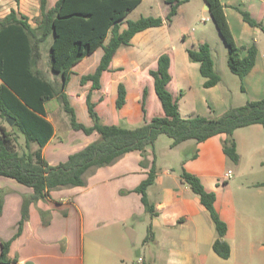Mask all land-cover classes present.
Here are the masks:
<instances>
[{"label": "crops", "instance_id": "0c3cea01", "mask_svg": "<svg viewBox=\"0 0 264 264\" xmlns=\"http://www.w3.org/2000/svg\"><path fill=\"white\" fill-rule=\"evenodd\" d=\"M56 1L49 0V5L54 6ZM257 1L264 3V0ZM222 3L226 5L223 1ZM12 9L16 10L18 18L26 16L32 26H37L34 20L40 16V0H0L1 18L8 15ZM225 13L227 16L226 7ZM177 14L173 18H176ZM165 24L135 34L130 44L119 47L111 61L110 69L103 72L101 87L93 90L92 100L96 102V111L105 123L133 127L144 116L141 101L145 88L149 91L146 101L147 118L164 114L150 70L158 67V58L165 52L171 57L172 80L168 88L174 97L179 99L183 116L217 117L231 106L223 96L218 97L221 99L220 106L215 105L212 108L208 104L212 89H218L219 94V83L205 87L200 63L189 58L187 49L196 48L205 41H199L198 45L194 41L191 44L186 41L185 51L188 58L181 61L179 76L174 70L177 67L176 60L168 48L150 57L151 61L138 60L141 56L138 47L141 41H147V31L163 27ZM253 33L257 36L261 29L255 27ZM51 42L52 37L47 48H42V57H49ZM144 45L146 47L148 43ZM257 48L256 63L243 79L246 85L253 82L257 84L255 92L247 89L248 97L243 99L242 103H232L235 106L264 97V54H261L259 46ZM100 50L98 63L89 64L94 65L93 72L104 54L103 47H98L85 57H90ZM149 54L151 52L147 50L146 55ZM245 54L246 52H243V55ZM212 57L214 59L213 52ZM85 58L73 67L66 88L79 121L78 105L84 109L85 103L87 105L86 95L91 88L90 82L81 84V77L92 73L88 67L82 68ZM131 72L138 78L136 82L133 79L127 80ZM73 75L78 76V82H73ZM49 80L57 82L54 76ZM120 83H124L127 94L126 103L119 109L116 100ZM57 84L60 85L58 82ZM135 103H138L140 110ZM45 108L47 117L54 126V135L43 148V156L50 165L65 161L71 153L99 139L98 132L88 135L73 129L71 124L55 121L64 114L58 97L47 101ZM81 122L87 126L93 124L92 118L91 122ZM250 126L261 127V124ZM225 138L226 134H219L200 143L187 140L174 146L181 148L179 170L165 154L157 152L155 144L148 146L150 164L155 157L158 169L155 183L147 189L149 200L156 206L157 214L154 216L146 212L141 194L134 190L148 177L150 171L149 166L141 165L143 156L140 150L129 151L110 165L88 171L84 175V185L51 190L46 198L30 203L27 218L19 235L11 243L8 257L14 260V264H25L27 261L34 264H133L135 249L127 230L132 227L135 237L138 238L139 227L145 226L141 237L143 250L141 248L138 264H264V161L251 155L249 172L246 175L242 172L247 179V191L240 198L233 196L225 201L218 193V159L224 161L227 156H223L225 154L222 142ZM171 143L169 146L172 149ZM256 144L258 150L259 141ZM261 147L264 149V141L261 142ZM186 151L187 153L183 154ZM196 152L197 157L192 158V154ZM183 169L199 176L207 190L217 193L216 208L228 225L225 239L231 246L230 257L223 258L214 251L213 243L218 237L215 223L199 195L183 181ZM237 169L239 171L240 167ZM225 174L221 176L225 178ZM0 192L4 198V208L0 215L1 257L2 241L10 240L19 230L25 197L34 191L32 187L13 177L0 175ZM149 226L152 228L153 237L145 241ZM87 241L91 245L89 256Z\"/></svg>", "mask_w": 264, "mask_h": 264}, {"label": "trees", "instance_id": "16d2710c", "mask_svg": "<svg viewBox=\"0 0 264 264\" xmlns=\"http://www.w3.org/2000/svg\"><path fill=\"white\" fill-rule=\"evenodd\" d=\"M143 0H57L54 6L49 0H40V16L35 18L37 26H32L28 17L18 18L16 10L4 18L0 17V120H14L10 130L0 124V175L15 178L20 183L32 187L33 193L26 196L23 204L19 230L8 241H2L0 261L12 263L8 251L12 241L19 235L22 224L28 215L31 202L46 198L53 189L81 186L88 171L110 165L125 153L140 150L142 166H149L148 177L134 190L142 196L146 212L154 216L156 206L149 200L147 189L155 183L158 173L156 158L151 164L148 159V146H153L159 135L166 134L172 139L171 146L187 140L203 142L215 135L226 134L223 151L233 161H239L234 133L238 128L261 124L264 126V97L247 101L245 104L230 106L217 117L202 115H182L179 99L168 88L172 80L171 57L162 53L158 67L150 70L154 78L156 94L161 101L164 114L147 118L146 101L148 88L143 91V122L133 127L121 124H107L96 111L92 100L93 90L101 87V76L110 69L111 61L122 45L130 44L135 34L151 27L162 26L166 21L162 16H142L137 20L124 18ZM187 0H167L170 10L166 20L171 23L178 8ZM210 6L209 14L228 48V65L233 73L243 79L254 67L258 48L256 43L238 45L231 30L221 0H204ZM243 18L250 25L264 31V24L252 18L246 11ZM111 34V35H110ZM52 37L49 51L50 69L61 77L60 85L47 79L38 64L42 58V44ZM109 38V41H105ZM103 47L104 54L94 72L81 77V84L91 83L87 92L88 112L93 120L91 126L79 121L66 88L73 73V67L83 58ZM189 58L200 63L201 74L205 77L204 86L212 87L221 81L215 70L211 47L207 42L196 48L187 49ZM243 52H246L243 55ZM242 89L243 86H242ZM127 89L119 84L117 108L126 103ZM182 94V93H181ZM58 97L64 110L70 115L73 129L85 134L98 132L99 139L71 153L65 161L50 165L43 156V148L54 135V126L47 117L45 103ZM20 131L25 138L20 149L16 148ZM198 152L192 154L196 158ZM181 177L199 195L202 204L209 211L215 223L218 237L213 243L214 251L223 258L231 255V246L225 239L228 231L226 221L220 216L215 202V191L207 190L199 176L183 169ZM4 208V198L0 192V215ZM151 226L145 241L151 240Z\"/></svg>", "mask_w": 264, "mask_h": 264}, {"label": "rangeland", "instance_id": "374dc122", "mask_svg": "<svg viewBox=\"0 0 264 264\" xmlns=\"http://www.w3.org/2000/svg\"><path fill=\"white\" fill-rule=\"evenodd\" d=\"M226 3L225 7L227 10L228 20L230 22V27L233 32V35L236 39L238 45H250L251 43L257 44L259 46L261 54H264V31L261 30V33L257 36H254L253 30L254 26L250 25L243 18V11H246L250 14V16L256 19L258 22H262L264 24V3H259L257 0H222ZM170 10V4L167 0H143L136 8L131 10L128 15L124 18V22L127 20H137L142 16H162L165 19V25L160 28H152L147 31L145 39L147 41L140 42V46L138 47L139 51H141V56L139 57L140 62L151 61L150 57L158 54L159 51H163V49H169L173 54L177 67L174 69L176 75H180L181 73V61L184 58H188L185 51V44L192 43L194 41L196 45L199 44V41L207 42L213 52V56L216 62V72L221 76V81L219 82V94L218 89H212L208 96V104L212 108L214 106H220L221 102L218 97L223 96V98L227 101L228 105L235 106L232 103H242L243 99L248 97L247 89L251 90V92H255L256 83H248L247 85L244 83L243 79H241L238 75L233 73L228 65V48L225 44L223 38L221 37L214 21L211 19L208 10L205 7L204 0H187L183 4L179 6V11L176 18H173L172 22L169 23L166 20V16ZM111 35V34H110ZM51 39L49 37L42 45V48L45 50L47 48L48 42ZM109 38L107 39V42ZM148 43V46L145 47L144 44ZM50 48V46H49ZM149 50L151 54L146 55V51ZM168 50V51H169ZM138 51V52H139ZM101 50L97 53L92 54L90 57L85 58L84 64L82 68L88 67L87 69L91 72L94 70V65L90 66L91 63H98L99 54ZM49 57L44 56L39 61V68L41 69L43 75L47 79H51L52 76L55 77V80L60 83L61 77L56 75L50 69ZM95 61V62H94ZM153 63V61L151 62ZM198 63V62H197ZM89 65V66H87ZM79 70V69H78ZM80 71V70H79ZM132 71V70H131ZM129 72V71H128ZM133 72V71H132ZM131 72L130 78L133 79L134 82L138 78ZM193 75V74H192ZM138 76V75H137ZM78 76L73 75V82L77 80ZM196 83V80H195ZM242 86L244 89H242ZM247 87V88H246ZM197 88V86H196ZM208 90V89H207ZM249 90V91H250ZM249 93V92H248ZM215 101V102H214ZM137 109L140 110V106L138 103ZM230 107V106H229ZM228 107V108H229ZM142 108V107H141ZM143 111V109H142ZM64 114H61L55 121H58L62 124H70V115L63 109ZM78 116L81 121L91 122V118L88 113V108L85 103L84 109L82 110L80 105H78ZM144 118H141L134 126L139 125L143 122ZM5 124L10 130L12 126L8 124L7 121L0 120V124ZM15 135H17V144L16 148L20 149L22 147V143L25 144L24 135L20 131H15ZM234 139L237 144V151L239 153V161L235 162L226 156L225 160L218 159L219 168H218V193L220 198H223L225 201L230 197L235 196L234 198L244 195V192L247 191V179L245 178L246 173L249 172V167L251 166L250 157L253 155L254 157H259L258 160L264 161V149L261 147V142L264 141V126L261 127L256 126H245L238 128L234 133ZM250 139H252V143H250ZM169 140V141H168ZM258 150H256L257 142ZM172 142V139L168 137L166 134L159 135L157 141L155 142V146L157 148V152L161 155H166L176 168L181 169V165L179 164L181 158V151H179L180 147H171L169 143ZM252 145V146H251ZM253 147V148H252ZM179 148V149H178ZM21 150V149H20ZM224 152V151H223ZM256 152V153H254ZM187 153L184 152L183 154ZM189 153H192L189 151ZM223 154V153H222ZM224 158V157H223ZM258 161H256L257 163ZM259 163V162H258ZM240 167L239 171L237 167ZM231 169L233 172L230 176L225 174L228 169ZM245 174H243V173ZM228 173V172H227ZM264 173V171H263ZM225 174V178L223 175ZM264 179V175L262 177ZM217 194V193H216ZM239 201V200H238ZM132 228V227H130ZM147 228V225H146ZM145 230V226L139 227L138 238L135 237L134 241H131L133 248L135 249V263L138 264L137 251L142 248V232ZM87 255H90L91 245L87 241ZM143 250V248H142ZM88 263V262H86ZM132 264V263H131Z\"/></svg>", "mask_w": 264, "mask_h": 264}, {"label": "water", "instance_id": "95a60500", "mask_svg": "<svg viewBox=\"0 0 264 264\" xmlns=\"http://www.w3.org/2000/svg\"><path fill=\"white\" fill-rule=\"evenodd\" d=\"M205 7H206V9L209 12L210 6H209V4L207 2H205ZM7 122H8L9 125H13L14 124V120L11 119V118H7ZM127 234L129 236V238L131 239V241H134L135 240V232H134V230H132L131 228H129L127 230ZM140 255H141V251L138 250L137 251V256L140 257ZM0 264H14V263L0 261ZM25 264H34V263L32 261H27Z\"/></svg>", "mask_w": 264, "mask_h": 264}, {"label": "built area", "instance_id": "2783aa9c", "mask_svg": "<svg viewBox=\"0 0 264 264\" xmlns=\"http://www.w3.org/2000/svg\"><path fill=\"white\" fill-rule=\"evenodd\" d=\"M231 174H232V171L229 170L228 173H227V175L230 176Z\"/></svg>", "mask_w": 264, "mask_h": 264}]
</instances>
